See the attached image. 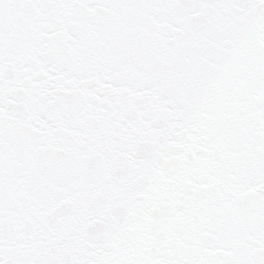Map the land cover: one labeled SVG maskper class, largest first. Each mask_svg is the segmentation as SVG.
Returning <instances> with one entry per match:
<instances>
[{
  "label": "snow or ice",
  "instance_id": "1",
  "mask_svg": "<svg viewBox=\"0 0 264 264\" xmlns=\"http://www.w3.org/2000/svg\"><path fill=\"white\" fill-rule=\"evenodd\" d=\"M0 264H264V0H0Z\"/></svg>",
  "mask_w": 264,
  "mask_h": 264
}]
</instances>
